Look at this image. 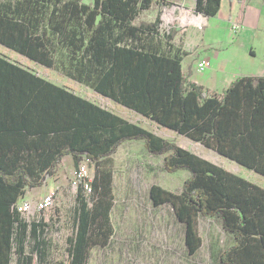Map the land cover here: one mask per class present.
I'll return each mask as SVG.
<instances>
[{
	"label": "trees",
	"instance_id": "obj_1",
	"mask_svg": "<svg viewBox=\"0 0 264 264\" xmlns=\"http://www.w3.org/2000/svg\"><path fill=\"white\" fill-rule=\"evenodd\" d=\"M167 1L93 0L89 5L81 0H0V44L45 66L66 64L74 78H83L100 94L264 176V76H238L221 93L187 80L181 69L185 52L172 50L175 30L162 35L159 16L137 20L153 3ZM220 2L194 0L193 10L214 16ZM92 74L97 75L95 82L88 81ZM0 76L6 77L8 85H14L11 78L18 79V100L43 99L49 89L44 87L70 97L73 164L86 160L96 166L89 180L91 204L83 194V182L78 183L66 264H87L90 249L105 245L112 233V172L100 167V162L128 139H142L150 154L163 155L165 171L189 172L178 193L156 183L148 192L154 206L169 204L183 224L188 254L202 243L198 217H216L233 236V243L219 254L221 264H264L263 187L1 56ZM40 86L44 90L33 94ZM30 108L42 107L32 102L24 110ZM22 126L50 128L37 123ZM4 160L0 158V264H10L13 252L16 264H31L24 243L28 235L37 234L40 223H28L15 204L26 187L40 186L43 180L29 178L33 176L30 163L18 167L15 158ZM57 161L46 169L48 174Z\"/></svg>",
	"mask_w": 264,
	"mask_h": 264
},
{
	"label": "rangeland",
	"instance_id": "obj_2",
	"mask_svg": "<svg viewBox=\"0 0 264 264\" xmlns=\"http://www.w3.org/2000/svg\"><path fill=\"white\" fill-rule=\"evenodd\" d=\"M91 0H83L88 3ZM194 0H168L142 12L140 19H160V32L181 27L182 21L197 14ZM190 13L186 16V14ZM10 53V52H9ZM16 56V55H14ZM25 61V58H21ZM148 129L180 146L238 174L264 188V176L253 172L216 151L195 142L173 130L144 122ZM88 167V180H92L95 164ZM81 162H79L80 164ZM78 164V165H79ZM77 166L65 178L50 181L56 191L52 204L44 209H34L35 203L49 189L26 187L17 202L27 200L32 204L22 217L28 222H39L36 235H28L24 252L31 255V264H66L67 238L72 233V215L76 206L78 180L74 177ZM100 167L112 172L110 221L112 233L105 245L90 249L87 264H221L220 252L233 243V236L225 232L216 217L199 216L198 233L202 239L200 248L192 255L186 252L184 228L169 204L154 206L149 198V186L159 184L165 189L180 192L187 170L169 173L163 168V155L150 154L140 141L125 142L110 157L100 162ZM239 167V168H238ZM50 187V188H51ZM43 190H45L43 192ZM83 194L91 204V192ZM17 255H11L10 264H16Z\"/></svg>",
	"mask_w": 264,
	"mask_h": 264
},
{
	"label": "crops",
	"instance_id": "obj_3",
	"mask_svg": "<svg viewBox=\"0 0 264 264\" xmlns=\"http://www.w3.org/2000/svg\"><path fill=\"white\" fill-rule=\"evenodd\" d=\"M92 3L93 0L86 4ZM155 5L156 3H153L148 10ZM140 15L137 20L140 19ZM187 18L182 21L181 27L176 26L171 40L173 51L179 49L185 52L181 60V69L187 80L202 85L208 91L221 93L238 76H264V0H221L214 16L197 13L193 14L192 18L190 16ZM0 56L64 91L86 99L129 122L146 129L147 126L143 124L146 121L160 126L138 112L100 94L83 78L77 80L69 72L72 70L66 64L57 62L45 66L1 44ZM21 58L26 60L22 61ZM202 60H207L209 65L200 70L197 64ZM85 75L86 71L82 76ZM96 79L97 75L92 74L88 81L95 82ZM9 82H13L14 85H8L6 77L0 76V158H4V162H10L15 158L18 167L30 163L33 167V176L29 178L43 180L37 187L50 189V181L65 178L66 174L71 172L73 164L71 99L63 91L44 87L49 88L47 97L38 101L30 98L25 101L18 100L17 94L20 90L18 79L14 77ZM41 86L36 87L32 93L35 94L38 89L44 90ZM32 102H36L42 108L24 110V107L32 105ZM6 106H9L10 111ZM30 123L50 125V128L27 130L22 126ZM18 138H21V141H18ZM33 141V146L28 148V144ZM130 141H140L144 146L142 139H128L119 144L117 149ZM75 145L80 146L77 143ZM56 159L58 161L54 170L48 174L46 169Z\"/></svg>",
	"mask_w": 264,
	"mask_h": 264
},
{
	"label": "built area",
	"instance_id": "obj_4",
	"mask_svg": "<svg viewBox=\"0 0 264 264\" xmlns=\"http://www.w3.org/2000/svg\"><path fill=\"white\" fill-rule=\"evenodd\" d=\"M199 25H200V23H199ZM208 65H209V62L207 60H202V61L198 62L197 67L200 70H202V69L206 68ZM86 163L84 161H82L78 165L77 169L74 171V177L78 180V182L79 181L83 182L84 189H86L87 191H90L91 185H90L89 180L87 179L88 167H87ZM55 192L56 191L53 188L48 189L42 195V197L35 203L34 209L44 210V209L48 208L53 202ZM15 207L20 213H28L32 209V204L27 200H22L20 202H17L15 204Z\"/></svg>",
	"mask_w": 264,
	"mask_h": 264
},
{
	"label": "bare ground",
	"instance_id": "obj_5",
	"mask_svg": "<svg viewBox=\"0 0 264 264\" xmlns=\"http://www.w3.org/2000/svg\"><path fill=\"white\" fill-rule=\"evenodd\" d=\"M239 168V167H238Z\"/></svg>",
	"mask_w": 264,
	"mask_h": 264
}]
</instances>
